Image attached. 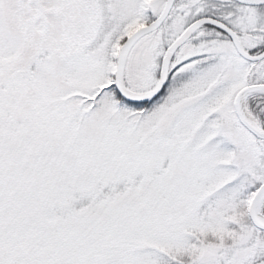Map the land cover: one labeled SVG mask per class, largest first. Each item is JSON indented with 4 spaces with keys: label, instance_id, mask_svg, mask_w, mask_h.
<instances>
[{
    "label": "snow or ice",
    "instance_id": "obj_1",
    "mask_svg": "<svg viewBox=\"0 0 264 264\" xmlns=\"http://www.w3.org/2000/svg\"><path fill=\"white\" fill-rule=\"evenodd\" d=\"M0 264H264V0H0Z\"/></svg>",
    "mask_w": 264,
    "mask_h": 264
}]
</instances>
